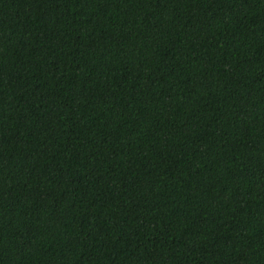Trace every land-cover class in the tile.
<instances>
[{"label": "trees", "instance_id": "trees-1", "mask_svg": "<svg viewBox=\"0 0 264 264\" xmlns=\"http://www.w3.org/2000/svg\"><path fill=\"white\" fill-rule=\"evenodd\" d=\"M0 264H264V0H0Z\"/></svg>", "mask_w": 264, "mask_h": 264}]
</instances>
